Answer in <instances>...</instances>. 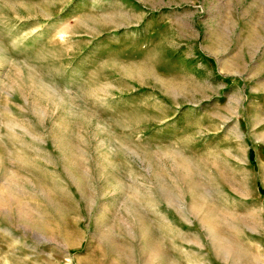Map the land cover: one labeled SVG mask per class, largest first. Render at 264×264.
Segmentation results:
<instances>
[{"label": "rangeland", "instance_id": "rangeland-1", "mask_svg": "<svg viewBox=\"0 0 264 264\" xmlns=\"http://www.w3.org/2000/svg\"><path fill=\"white\" fill-rule=\"evenodd\" d=\"M0 199V264H264V0H0Z\"/></svg>", "mask_w": 264, "mask_h": 264}, {"label": "bare ground", "instance_id": "bare-ground-1", "mask_svg": "<svg viewBox=\"0 0 264 264\" xmlns=\"http://www.w3.org/2000/svg\"><path fill=\"white\" fill-rule=\"evenodd\" d=\"M9 183H10V182H9ZM7 185H8V184H7ZM12 186H13V184H12ZM5 190H6V189H5ZM7 190H9V188H8ZM7 192H8V191H7ZM8 194H10V193H8ZM11 195H12V192H11ZM4 196H5V195H4ZM12 197H13V196H12ZM8 198H9V197H8ZM10 198H11V197H10ZM12 199H13V198H12ZM12 199H11V200H12ZM0 200H1V199H0ZM5 200H6V199H5ZM8 200H9V199H8ZM3 206H4V205H3ZM1 210H2V207H1ZM1 210H0V211H1ZM25 217H26V216H25ZM27 217H28V216H27ZM34 228H36V230H40L38 224H35V225H34ZM8 235H9V234H8Z\"/></svg>", "mask_w": 264, "mask_h": 264}]
</instances>
